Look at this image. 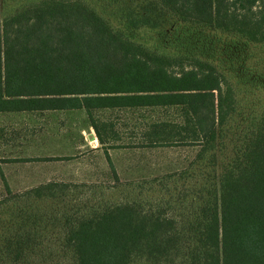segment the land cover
<instances>
[{
    "label": "trees",
    "instance_id": "obj_1",
    "mask_svg": "<svg viewBox=\"0 0 264 264\" xmlns=\"http://www.w3.org/2000/svg\"><path fill=\"white\" fill-rule=\"evenodd\" d=\"M156 1L182 20L264 41V0ZM177 106L181 118L150 122L142 145L199 146L188 168L176 173L207 175L205 167H219L207 152L236 109L232 85L212 64L147 49L83 0H20L0 18V112L84 109L90 115L99 108ZM251 117L250 136L208 184L194 188L200 202L187 204L186 214L131 198L97 203L85 216L65 220L64 242L75 263L264 264V110ZM76 185L85 184L47 181L23 191L49 198ZM4 191H12L6 183Z\"/></svg>",
    "mask_w": 264,
    "mask_h": 264
},
{
    "label": "rangeland",
    "instance_id": "obj_2",
    "mask_svg": "<svg viewBox=\"0 0 264 264\" xmlns=\"http://www.w3.org/2000/svg\"><path fill=\"white\" fill-rule=\"evenodd\" d=\"M83 1L129 40L159 54L182 56L185 63L197 57L225 75L234 89L236 109L221 124V135L207 154L216 156L219 167L228 161L250 136L251 116L264 110V41L251 42L210 24L182 20L156 0ZM19 2L0 0V18ZM179 111L177 106L99 108L90 115L84 109L1 113V162L14 159L6 157L10 155L25 158L0 167L13 190L5 193L0 174V199L6 197L0 204V264H76L64 242L65 220L85 216L97 203L139 198L145 205L159 202L177 217L189 212L187 204L200 202L196 188L208 184L218 164L205 167L207 175L200 177L177 174L188 168L199 146L142 145L150 122L179 120ZM91 121H96L101 141ZM83 140L81 147L73 144ZM47 178L85 185L56 190L49 198L21 190ZM187 236L184 254L190 251Z\"/></svg>",
    "mask_w": 264,
    "mask_h": 264
},
{
    "label": "crops",
    "instance_id": "obj_3",
    "mask_svg": "<svg viewBox=\"0 0 264 264\" xmlns=\"http://www.w3.org/2000/svg\"><path fill=\"white\" fill-rule=\"evenodd\" d=\"M67 110V109H66ZM1 113H3V114H23V111H8V112H0V114ZM82 131V130H81ZM3 129H0V139L2 138V135H3ZM7 143V142H6ZM76 143L77 142H75V143H73L74 145H75V147H81L82 145H84L85 144V142H84V140L83 141H81L80 143H77V145L78 146H76ZM65 156H67V155H63V157H65ZM6 157H8V158H14V159H12V160H10V161H2L1 162V160H5V156H2V155H0V167H1V169H2V165H6V164H8V163H17V162H20V160H18V158H25V156H16V155H10V156H6ZM26 157H32V155H29V156H26ZM33 157H35V156H33ZM46 157V156H45ZM58 157H60V156H58ZM71 159H72V157H70ZM76 158H73L72 160H75ZM39 160V159H38ZM0 174H2V180L6 183V185L8 186V188L10 189V190H12L10 187H9V185L7 184V182H6V179H4L5 177V175L3 174V172L1 173V170H0ZM4 175V176H3ZM47 181H66L65 179H57V178H47V179H45V180H42V181H40V182H38L37 184H35V185H32V186H29V187H24V188H22L21 190H23V189H26V188H30V187H33V186H36V185H38V184H41V183H44V182H47ZM18 190H20V189H18ZM18 190H16V191H18ZM13 191V190H12Z\"/></svg>",
    "mask_w": 264,
    "mask_h": 264
}]
</instances>
